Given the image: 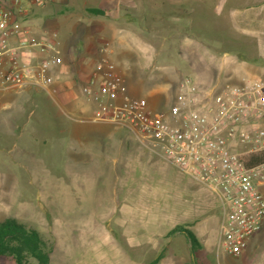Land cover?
<instances>
[{"label":"rangeland","instance_id":"1","mask_svg":"<svg viewBox=\"0 0 264 264\" xmlns=\"http://www.w3.org/2000/svg\"><path fill=\"white\" fill-rule=\"evenodd\" d=\"M85 1L90 0L81 3ZM193 1L195 11L202 15L200 21L194 22L197 34L207 31V22L213 26L209 31L214 33L220 31V26L237 33L243 25L248 30L262 28L242 21V17L250 20L258 11L252 3L260 0H228L220 14L219 0ZM48 4L26 17L24 24L31 31L42 30L45 24H62L64 10ZM235 12L242 14L241 28L232 18ZM243 39L232 49H198L199 40L207 43L199 36L197 49H179L178 59L192 66L207 62L211 56L228 57L235 66L264 63V45H253L257 41L255 34L246 33ZM173 50L178 51L169 49ZM155 68L149 79L162 95L156 103L161 110L168 111L181 79L195 75L184 67L181 78L175 82L168 78L164 83L166 70ZM225 82L222 78L213 82L215 91L220 92ZM236 84L239 83L230 85ZM11 113L0 111V138L4 135L5 140L10 139L5 121ZM111 125L114 130H121ZM56 126L66 129L68 123L57 118L53 131ZM119 135L109 137V142L99 139V144L89 143L84 149L71 136L53 132L52 154L46 159H36L23 150L12 151V142L0 140V221L15 217L39 230L51 250L50 264H150L157 256V264H254L263 257L262 245L254 257L251 248L235 260L220 248L215 235L207 234V228L202 226L207 220L195 231L202 248L194 249L183 233L166 236L173 226L205 216L207 191L164 157L142 146L133 134L125 131ZM0 264H15V260L0 256Z\"/></svg>","mask_w":264,"mask_h":264},{"label":"crops","instance_id":"2","mask_svg":"<svg viewBox=\"0 0 264 264\" xmlns=\"http://www.w3.org/2000/svg\"><path fill=\"white\" fill-rule=\"evenodd\" d=\"M51 1L49 4L64 10L61 14L62 24H45L42 30L36 29L32 34L39 37L55 32L63 64L51 71L55 77L52 89L27 86L23 89L0 90V111L12 112L5 121L10 139L5 140L3 135L0 140L12 142V151L23 150L24 154L36 159H46L52 154L53 132L71 136L82 148L89 143L99 144V139L109 142V137H117L125 132L122 129L114 130L110 123L91 120L96 104L89 98L88 90L92 87L91 80L103 73L102 60L105 57L115 64L117 72L123 77L126 93L132 97L146 98L154 111H161L156 102L162 95H159V88H153L149 79L153 67L166 70L163 74L164 83L168 78L175 82L184 72L181 69L189 67L201 91L208 89V86H212L209 89L216 90L213 82L221 78L226 80L224 85H227L240 83L246 77L264 75V63L261 62L248 63L247 66L240 63L235 66L228 57L212 59L214 57L211 56L212 58L207 57V62L192 66L187 61L178 59L179 49H197L199 36L207 39V43L199 40L198 49H232L233 44L244 42L243 35L246 33L255 34V47L264 45V0L252 3L258 11L250 20L242 17L246 25L254 23L262 28L248 30L240 19L242 14L235 12L232 14L235 25L237 23L240 28L243 25L239 33L226 31L220 26L218 33L207 30L202 35L196 32V15L189 13V8L185 14L178 13L182 2L193 5L191 11L194 12L193 0H90L83 3L81 0ZM227 2L228 0H219V14ZM42 8L36 11L40 12ZM90 9L102 12L96 14ZM228 63L232 66H226ZM57 118L67 121L66 129H58L56 126L53 131V121ZM92 136L97 140L94 141ZM202 188L207 191L205 216L201 220L185 221L191 223L187 227L195 234L196 229L207 220L202 226L207 228V234L216 236L217 242L223 219L222 205L219 197L208 187ZM262 245L264 247V221L262 229L249 239L246 251L253 248L254 257ZM238 257H234L235 260ZM254 264H264V255Z\"/></svg>","mask_w":264,"mask_h":264},{"label":"built area","instance_id":"3","mask_svg":"<svg viewBox=\"0 0 264 264\" xmlns=\"http://www.w3.org/2000/svg\"><path fill=\"white\" fill-rule=\"evenodd\" d=\"M50 0H0V90L52 89V69L63 64L57 34L34 36L26 17ZM91 80L93 122L133 134L148 150L216 194L223 209L218 244L237 257L264 221V161L248 166L243 154L264 149V75L246 77L220 92L201 91L185 75L168 111L126 93L115 64L103 58Z\"/></svg>","mask_w":264,"mask_h":264},{"label":"trees","instance_id":"4","mask_svg":"<svg viewBox=\"0 0 264 264\" xmlns=\"http://www.w3.org/2000/svg\"><path fill=\"white\" fill-rule=\"evenodd\" d=\"M194 6L196 7L195 2ZM188 8H193V5H187L186 2H182L179 6L178 13L185 14ZM191 10L189 13H194L196 15V20L199 19L200 21L202 15L196 11L192 12ZM90 11L96 14L102 12L99 9H90ZM176 13L177 12L174 10V14ZM208 17H210V12L207 9V18ZM210 26L212 25L207 22V30H209ZM243 159L248 166L261 163L264 161V149L247 152L243 154ZM190 224L191 223L177 224L166 236H172L177 232H182L189 238L194 249L202 248V244L196 235L187 227ZM0 256L13 258L15 264H50L51 262L50 247H48L40 231L20 222L15 217H6L0 221ZM159 260L160 256H157L150 264H157Z\"/></svg>","mask_w":264,"mask_h":264}]
</instances>
